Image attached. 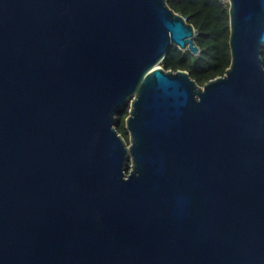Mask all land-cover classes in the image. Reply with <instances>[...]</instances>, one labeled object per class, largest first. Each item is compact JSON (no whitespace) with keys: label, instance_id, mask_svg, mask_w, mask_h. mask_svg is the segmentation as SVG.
<instances>
[{"label":"water","instance_id":"1","mask_svg":"<svg viewBox=\"0 0 264 264\" xmlns=\"http://www.w3.org/2000/svg\"><path fill=\"white\" fill-rule=\"evenodd\" d=\"M227 1L200 87L166 0H0V264H264V0Z\"/></svg>","mask_w":264,"mask_h":264},{"label":"trees","instance_id":"2","mask_svg":"<svg viewBox=\"0 0 264 264\" xmlns=\"http://www.w3.org/2000/svg\"><path fill=\"white\" fill-rule=\"evenodd\" d=\"M170 9L185 18L194 28V42L199 52L180 50L172 46L160 62L165 71H186L200 87L208 81L224 76L230 66L229 48V4L223 0H166ZM264 67V47L261 49ZM129 104L115 113V129L125 140L129 134L125 120L129 115ZM130 162L127 164L129 171Z\"/></svg>","mask_w":264,"mask_h":264},{"label":"rangeland","instance_id":"3","mask_svg":"<svg viewBox=\"0 0 264 264\" xmlns=\"http://www.w3.org/2000/svg\"><path fill=\"white\" fill-rule=\"evenodd\" d=\"M223 2H225V3L228 4V1L227 0H223ZM126 143L129 144V139H128V141Z\"/></svg>","mask_w":264,"mask_h":264}]
</instances>
